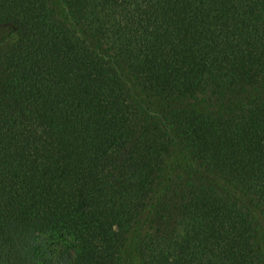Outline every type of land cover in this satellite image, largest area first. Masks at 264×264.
Segmentation results:
<instances>
[{"label": "trees", "instance_id": "obj_1", "mask_svg": "<svg viewBox=\"0 0 264 264\" xmlns=\"http://www.w3.org/2000/svg\"><path fill=\"white\" fill-rule=\"evenodd\" d=\"M0 264H264V0H0Z\"/></svg>", "mask_w": 264, "mask_h": 264}, {"label": "rangeland", "instance_id": "obj_2", "mask_svg": "<svg viewBox=\"0 0 264 264\" xmlns=\"http://www.w3.org/2000/svg\"><path fill=\"white\" fill-rule=\"evenodd\" d=\"M134 89L139 96V102L142 107L147 108L152 111H158L161 108V104L154 100L153 98L149 97L147 94L143 93L138 86H134Z\"/></svg>", "mask_w": 264, "mask_h": 264}]
</instances>
